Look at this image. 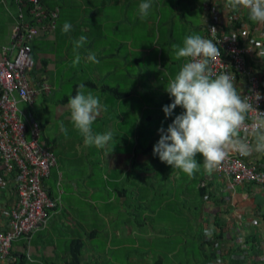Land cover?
I'll return each instance as SVG.
<instances>
[{
    "label": "rangeland",
    "instance_id": "374dc122",
    "mask_svg": "<svg viewBox=\"0 0 264 264\" xmlns=\"http://www.w3.org/2000/svg\"><path fill=\"white\" fill-rule=\"evenodd\" d=\"M58 2L59 0H52V3H55L52 8L58 5L61 9ZM82 3L83 0H79L75 1L72 7L63 6L61 17L56 18L57 30L39 34L33 43L38 64L31 76L39 82L46 80L52 91L38 95L33 105L22 103L20 107L41 126L40 141L56 158V166L44 182L52 189L58 208L49 212L50 217L45 226L48 229H41L38 235L34 237V233L31 236L34 240L27 243V253L35 241H40V245L45 244L53 251L49 260L63 264L67 259L66 250L71 239H84L86 231L96 230L95 239L87 242V249L94 248L93 253L84 252L89 264H116L111 255L116 254L115 251L118 250L120 264H152L160 258H163L164 264H202L195 235L203 231V223L201 226L198 196L196 192L193 193V188L190 189L187 205L178 201L171 202L160 210V215L156 218L151 215V219H148L152 210L164 206L163 200L167 197L163 195L169 194L166 191L171 190L170 182L164 185L166 180L160 176L165 177L166 174L162 173L157 174L156 178L128 174L126 165L131 163V159L127 162V157L132 145L129 137L133 133L139 131L144 134L149 126L155 129L166 128L171 118L174 119L175 115L183 111L178 106L172 116L165 118L162 107L153 110L150 109L153 105L147 104L152 100L154 89L160 95L157 97L160 101L174 99L165 91V87L168 80L179 72L185 60L176 59L172 46H183V40L188 35L202 36L201 26L205 25L204 22L202 24L203 11L200 8L193 11L185 5H181L180 10H173L169 6L153 8L148 10L147 16L141 17L139 25L130 28L119 27L117 31L110 24L86 28L83 19L85 13L77 8L78 5L82 6ZM16 13L17 8L12 0H0V54L11 41L16 25ZM109 13L116 18L121 14ZM122 15L124 16L123 13ZM65 22L72 25V29L67 33L62 32ZM102 30L107 36L104 41L98 40ZM81 36L86 37L85 43L80 48H74L73 42L78 41ZM120 46L122 49L117 55ZM90 53L95 54L98 63L88 59ZM77 55L80 57L79 63L73 66ZM137 59H141L139 63L134 62ZM86 81L93 82L97 87L85 86V91L98 97L100 104L105 103L109 111L115 110L117 103L111 104L115 101L113 94L109 91L102 92L103 86L130 92L131 97L123 99L119 106V114L114 111L106 118L103 117V120H99L98 115L91 127L93 134H100L105 128L102 122L106 121L114 126L118 115L125 117L123 125H119L123 127L125 136L120 135L118 138L119 133H115L110 142L120 147L125 144V149L120 150L119 158L125 168L124 177L127 176L128 180H124L119 189H141V194H138L141 203H134L131 208L118 198L113 203L107 202L110 197L105 193L106 188L100 179L103 165L100 148L85 145L83 135L70 119L68 102L62 104L63 99L71 96L75 85ZM38 89L41 87L38 86ZM148 114H152V120L142 122L141 128L138 124L146 119ZM62 127L66 131L62 130ZM123 150L126 152L123 153ZM197 161H200V155L197 156ZM88 174L91 177L88 185H85L82 178ZM182 176L183 174H180V177ZM187 176L185 174V177ZM70 179L76 180L77 186L72 185ZM186 182H189L188 188L193 184V181ZM127 196L130 200L137 201L134 192H128ZM148 199L149 203H145ZM179 209L184 214L181 215V220H176L175 214L178 215ZM197 210L199 217L196 218L194 215ZM187 223L192 225L188 227ZM138 236V245L126 240ZM21 245L22 240H16L12 248L20 249ZM30 263L32 264V260Z\"/></svg>",
    "mask_w": 264,
    "mask_h": 264
},
{
    "label": "built area",
    "instance_id": "2783aa9c",
    "mask_svg": "<svg viewBox=\"0 0 264 264\" xmlns=\"http://www.w3.org/2000/svg\"><path fill=\"white\" fill-rule=\"evenodd\" d=\"M12 2L17 8L16 25L9 45L0 54V188L8 194L6 199L0 198V264L8 262L12 242L22 236L29 241L31 234L47 225L50 210L57 207L43 186V180L50 177L56 166V158L40 141L41 127L20 107L22 103L33 105L38 95L51 92L50 85L46 82L37 85L31 76L36 68L33 43L39 34L56 30L57 11L47 23L48 14L42 1ZM212 28L216 29L215 33L210 31ZM202 33V37L212 39L221 52L212 65L213 71L216 74L225 69L230 71L235 76L236 90L242 96L259 93L261 99L255 106L264 112V77L251 63L264 51V42L254 39L251 46L245 47L234 32L215 22L206 23ZM254 115L248 114L246 124L251 123ZM240 135L251 143L252 136L246 130L241 129ZM245 157L232 151L215 170L234 186L254 184L264 188V173L248 165ZM233 216L242 224L257 225L255 219L236 212ZM219 231L212 222L204 236L209 238ZM228 247L223 250L227 251ZM229 260L224 253L213 258L210 264H227Z\"/></svg>",
    "mask_w": 264,
    "mask_h": 264
},
{
    "label": "crops",
    "instance_id": "0c3cea01",
    "mask_svg": "<svg viewBox=\"0 0 264 264\" xmlns=\"http://www.w3.org/2000/svg\"><path fill=\"white\" fill-rule=\"evenodd\" d=\"M41 1L43 2V4H46V6L44 5L45 7L49 6V8H52L55 5V3H52V0ZM75 1L79 0H59L58 3L61 4L60 6L62 8L63 6L72 7V4L75 3ZM143 2H149V0H83V5H78L77 8L83 10V13H85L83 19L86 22V28L104 27V25L107 26L110 24L114 30L119 31V27L128 26L130 28L140 24L141 16L139 14V5ZM150 3L151 7L149 10L163 6H169L173 10H180L181 5L190 7L193 11L200 8L204 14L203 18L206 21L205 22L203 20L202 24L203 22L205 23V25L208 22H215L217 25L223 27L224 29L228 31L231 30L236 34V37L241 45L245 47L251 46L254 39L264 42V23L251 21L246 9L241 8L239 11H233L231 8H226L224 6L226 0H150ZM62 8L60 9L58 5L55 8L58 11V17H61ZM79 9L77 10L80 11ZM136 11L137 13L135 14ZM109 12H121V14L120 16H118V18H116L115 15H113L112 13L110 14ZM122 13L124 14V16L122 15ZM63 16L64 15H62V17ZM205 25L203 24L201 26V31H203ZM103 31L104 30L101 31V36H98V40L100 41H104V39L107 37ZM121 49L122 46L117 49L118 55L120 54ZM134 62L139 63V60H134ZM251 63L254 70L258 72L262 77H264V57L256 56L251 61ZM152 96L155 97L154 99H158L157 97H159L160 95L154 89ZM122 101L123 100H117L115 102L117 103L115 110L111 111H109V108L105 103H102L99 114L100 116H98L99 120H103V117L106 118L109 113L111 114L114 111L116 114H119L118 108L122 104ZM111 104L114 105L113 102ZM150 109L155 110V107L152 106ZM116 120L117 121H115L114 126H112L110 123H107L106 121L102 122V124L105 125V128L100 134L112 132L113 138L115 137V133H119V135H117L118 138L120 137V135L125 136L123 127L119 126L123 125L125 117L118 115L116 117ZM116 130L117 132H115ZM94 134L98 133L94 132ZM240 137L242 136L240 135ZM159 138L160 137L154 138V140L150 135L148 136L142 134L139 131H136V133H133L132 136L129 137L132 145L130 146V153L127 157V162L131 159V163L128 162V165H126L128 174L132 173L134 176L138 174L139 176L143 175L149 178H156L157 174L161 175V173L166 174L165 177L161 175L160 178L166 180V183H164V185H167L170 182L171 190L167 191V194L170 193L169 195H163V197H167V199L164 198L163 202L165 204H170L171 202L174 203L178 201L187 205L188 200L190 199V195L188 189L189 182L186 181H189V177H185V173L182 170L173 168L170 165H167V168L162 171L163 165L160 164L161 161H158L157 156L153 155V142L157 143ZM251 143H254L253 137L251 139ZM124 146L125 144L120 147L109 141L103 148H100V154L102 155L101 163L103 164L101 166L100 179L102 180V184L106 188L105 193L110 197L107 201L108 203H113L118 198L125 205H127L128 208H131L134 203H141V200L138 197V194H141V189L140 187H138V189L129 187V191H124L125 189H119V185L124 180H128L127 176L124 177L125 174L123 169L125 168H123V162L119 158V155L121 154L120 150H122ZM125 152L126 151L123 150V153ZM199 155L200 154H197V156ZM245 162L248 165L256 168L258 171L264 173V153L253 152L251 155L245 157ZM202 169L204 170L203 175L205 177L204 185L207 186V192L209 194V199L203 205V209L201 210L199 217V222L201 220L200 224L203 223V234L205 233L206 229L211 228L212 222L217 218L222 222V226H224L226 229L225 237L228 239L227 244H229V247L238 250V247L246 245V241H251L260 249V251H258V253L254 255L252 262L255 261L257 263L263 264L264 251H262V249L264 245V188L257 187L254 184L234 186L225 176L217 173L215 169L210 174L205 171L204 167ZM180 174H183V176L180 177ZM90 177V174H88L87 176H83L82 180L85 185H88V180ZM131 179H133L132 176ZM69 181L72 182V185L77 186L76 180L70 179ZM164 185L161 186L163 187ZM197 190L194 189L193 193L196 192L197 196L199 197ZM130 191L134 192L137 201H132L130 200L131 198H128L127 193ZM160 196L162 195L160 194ZM148 201L149 199L145 200V203H149ZM179 211L180 213L176 211L178 214H175L176 220H181V215L184 214L182 210L179 209ZM234 212L238 213L241 216L255 219L259 223L257 225L242 224V222H240L233 216ZM151 215L154 218H156L157 216V214L149 213L147 218L151 219ZM77 224L80 227H84L82 224ZM138 224L141 225L140 222ZM73 227L76 228L75 225H73ZM44 228L45 227H42L41 229ZM41 229H38L36 233L34 232V237L40 233ZM84 234V239H79L84 243L83 253L85 251L93 253L94 248L90 247V249H87V242L95 239L97 231H86V233ZM159 234L156 235L159 236ZM174 234H176V232H174ZM34 237L30 239V243H32V241L34 240ZM249 238L250 240H248ZM75 239H71V241H74ZM126 240L134 242L135 245H138V243H140L139 236L135 239ZM41 243L40 241H35V243L30 246L29 252L27 253L28 260L30 262L32 260V264H52V260L49 259L51 258L53 251H51L45 244L40 245ZM252 243H249L247 245L250 246L252 245ZM124 246L125 245H123V247ZM68 247H70V243L68 244L67 249ZM118 251H115L116 254L111 255V258L114 259V262L116 264H120V254L117 253ZM249 253L250 255L252 254L250 250ZM86 259L87 258L85 257V261L82 264L90 263L89 261H87L88 259ZM53 264L56 263L53 262ZM152 264H155V262H153Z\"/></svg>",
    "mask_w": 264,
    "mask_h": 264
},
{
    "label": "clouds",
    "instance_id": "9594fccd",
    "mask_svg": "<svg viewBox=\"0 0 264 264\" xmlns=\"http://www.w3.org/2000/svg\"><path fill=\"white\" fill-rule=\"evenodd\" d=\"M224 6L233 11L246 9L251 21L264 23V0H226ZM150 7V0L141 3L140 16H147ZM71 29L68 22L62 26L63 33ZM210 31L215 33L216 29ZM85 41L86 37L81 36L73 42L74 48H80ZM172 47L176 59L183 58L185 63L168 80L165 91L174 99L162 110L165 118L172 116L178 106L183 111L175 115L166 129L158 130L160 138L153 146V155L191 177L199 170L197 154L203 157V167L210 174L232 151L243 156L264 153V112L255 106L261 96L259 93L242 96L236 90L235 76L230 71L225 69L219 74L213 71L212 65L221 55L217 44L212 39L192 34L184 38L183 46L174 44ZM257 55L264 57V51ZM88 59L99 62L95 54L90 53ZM79 60L77 55L73 66ZM68 106L70 119L83 135L86 146L103 148L113 139L112 132L93 134L91 126L102 106L98 97L85 91L83 84L79 85L75 96L69 97ZM249 113L255 115L251 123L246 124ZM241 129L254 138V143L240 137Z\"/></svg>",
    "mask_w": 264,
    "mask_h": 264
},
{
    "label": "trees",
    "instance_id": "16d2710c",
    "mask_svg": "<svg viewBox=\"0 0 264 264\" xmlns=\"http://www.w3.org/2000/svg\"><path fill=\"white\" fill-rule=\"evenodd\" d=\"M12 1H14V0H12ZM44 5L46 6V4H44ZM45 8H46V11L48 14V18L45 22L48 23L51 19H53L52 14L54 12H56V9L55 8H49V6H47ZM25 12H26L27 18L29 19L30 17H29L26 10H25ZM57 15H58V11H57ZM32 23L35 24L34 21H32ZM33 53H34L33 55H35L34 47H33ZM116 54L118 55L117 52H116ZM34 58H35V56H34ZM138 60L140 62L141 59H138ZM35 61H36V66H37L38 62H37L36 58H35ZM45 81L46 80H43L42 82L36 81V83H37V85H41ZM83 85L84 86H91V87L93 86V88L97 87V85L91 81H86L83 83ZM102 89H103L102 92L109 91L113 94V99H115V101H113V103H115L117 100H123V99H127V98L131 97L129 91L118 90L117 88H111L109 86H103ZM78 90H79V85H75L74 86V92L71 94V96H75V94L77 93ZM43 93H45V92H43ZM111 98H112V96H111ZM154 98L155 97L152 96V100L148 101L147 105H153L156 110H159L160 107L163 108V106L172 103L171 99H169V98L167 99L168 101H166L165 99L160 101L159 99H154ZM68 100H69V96H67L65 99L62 100V104L67 103ZM151 120H152V115L148 114V117L146 119L142 120L138 125L142 128V122H151ZM172 120L173 119L171 118L170 123L172 122ZM167 124H169V123H167ZM146 129H147L145 131L146 133H144L145 135H148V136L150 135L153 139L160 137V134L158 132V130L160 128L156 127V129H155V128H152L151 126H149ZM153 144L155 145L156 143L153 142ZM157 159H158V161L160 160L158 156H157ZM160 164L163 165L162 171L165 168H167V164L165 162H162V163L160 162ZM198 165H199V170L196 171V174L195 175L193 174V176H191V177L188 176L189 181H193L192 186L189 187L188 189H189V192L191 191L190 190L191 188H193V191H194V189H196V190L198 189L197 191H198L199 197H197V205H198L199 210L201 212V210L203 209V205L209 199V194L207 192L208 188L206 185H204L205 177L203 175L204 170L202 169L203 168V157L202 156H200V161H198ZM45 180H43V186L47 190L49 197L54 200L55 195H54L52 189H49L47 187ZM124 191H128V190L125 189ZM166 193H167V191H166ZM7 196H8V194L6 193V191L0 188V198L4 200L7 198ZM165 206H167V204H165ZM165 206H162V205L159 206L154 211L152 210V213L160 215V212H161L160 210L163 209ZM57 208H58V206L54 210H50V211H55ZM157 209H158V211H157ZM199 210H197V213L194 215L196 218L199 217V213H198ZM178 213H180V211H178ZM213 222H214L215 227H217L220 230L218 233L213 234V236H210L209 238H205L203 231H201L200 234L198 232V234L195 235V239L197 241V247H198L197 251L200 252V255L202 256V258L200 260L202 264H210V262L213 258H216L220 254H224V253L227 254V259H230L229 261H227V264H244V262H247V264H248V261H250V264H262V263H257L255 261L252 262L254 255H256L258 253V251H260V249L257 245H255L251 241H246L245 242L246 245H244L245 247L244 246L238 247V250H235L232 247H228L229 246V244H227L228 239L225 237V235H226L225 227L222 226V222L217 218L214 219ZM187 224H188V227L192 225L191 223H187ZM194 225H196V224H194ZM197 225L199 226V224H197ZM200 225L202 226V224H200ZM33 234H31V236ZM16 240H22V245H21L20 249H18V248L15 249L14 247L12 248V246H11L10 254H9V260L5 264H31L27 258V250H26L27 243L29 244L30 240L27 241L25 239V237H23V236L20 237L19 239H16ZM248 240H250V238ZM13 242H12V244H13ZM249 243H252V245H250V246L247 245ZM206 247L209 249H207ZM224 247H228V250L227 251L223 250ZM83 250H84V243L81 240L75 239L74 241H71L70 247H68V249L66 251L67 259H65L63 264H82V263H84L85 257H84ZM249 250L252 252L251 255L249 253ZM51 263L53 264V262H51ZM155 264H164L163 258L157 259L155 261Z\"/></svg>",
    "mask_w": 264,
    "mask_h": 264
},
{
    "label": "water",
    "instance_id": "95a60500",
    "mask_svg": "<svg viewBox=\"0 0 264 264\" xmlns=\"http://www.w3.org/2000/svg\"><path fill=\"white\" fill-rule=\"evenodd\" d=\"M32 122H33V123H36L37 121H36L35 118L32 117Z\"/></svg>",
    "mask_w": 264,
    "mask_h": 264
}]
</instances>
